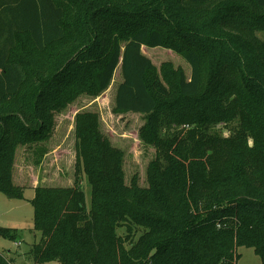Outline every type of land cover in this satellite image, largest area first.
Returning a JSON list of instances; mask_svg holds the SVG:
<instances>
[{"label": "trees", "instance_id": "trees-1", "mask_svg": "<svg viewBox=\"0 0 264 264\" xmlns=\"http://www.w3.org/2000/svg\"><path fill=\"white\" fill-rule=\"evenodd\" d=\"M60 1L0 0V192L24 199L27 187L14 182L18 149L34 147L41 164L56 115L105 92L119 66L114 112L144 115L139 135L156 157L146 187L137 175L127 184L124 153L98 114L77 113L74 184L32 186L41 240L24 256L33 264H237L245 247L264 264V43L256 36L264 0H148L158 15L136 5L127 20L103 13L101 4L117 0H90L88 43L54 54L68 34L63 5L76 8ZM76 15L77 24L87 16ZM23 35L49 62H16ZM145 48L178 54L190 75L170 61L157 68ZM0 236L19 239L16 229ZM0 264L16 260L0 253Z\"/></svg>", "mask_w": 264, "mask_h": 264}, {"label": "rangeland", "instance_id": "rangeland-1", "mask_svg": "<svg viewBox=\"0 0 264 264\" xmlns=\"http://www.w3.org/2000/svg\"><path fill=\"white\" fill-rule=\"evenodd\" d=\"M55 1L58 4L61 3L60 0ZM72 1L76 3L75 9L66 4L63 5L66 13V25L69 26L68 34L63 43L49 51L54 54L57 49L59 53L65 54L68 47H71L72 50L83 48L90 38L91 25H88L86 19L95 6L90 5V0ZM136 5L145 12L150 10L152 16L159 14L158 5L148 0H117L115 5H111L114 7L101 4L104 8L102 11L107 18L120 20L129 19L128 15L135 13ZM76 10H80L83 14L81 17L87 15L86 18H82L80 24H77L79 17L76 15ZM146 14L148 15V13ZM121 15L124 16L121 17ZM152 20L147 19L148 22H152ZM93 23L96 25V22ZM155 23L163 26L158 21ZM256 36L264 43V30H257ZM49 52L41 54L35 49L33 43L23 35L18 38L15 59L20 65L29 60L38 59L49 62ZM143 52L151 58L157 68H160L162 63L170 61L175 67H183L187 75L191 73L190 65L174 52L162 48H145ZM213 55L211 51L203 53V69L206 73L210 65L209 59ZM172 70L170 67L166 69L169 79L173 81L175 71L173 70V73ZM121 81V66H119L110 87L105 92L95 98L83 95L62 113L56 115L54 135L46 144L49 152L41 164L35 163L34 147H20L18 149L14 168V182L17 185L22 184V186L27 187L24 189V199H9L0 192V228L16 229L19 233V239L15 242L0 236V253L13 257L16 264H33L24 254L29 251L31 245L41 240V234L33 229L34 207L30 201L35 197V190L32 186L72 187L74 184L76 164L75 116L77 113L96 112L98 114L103 134L109 138L113 146L124 153L123 169L126 183L130 184L132 178L137 175L140 186L146 187L148 185L147 168L150 162L155 159L156 150L140 138L139 130L145 124L144 115L132 113L119 115L114 112L116 90ZM223 134L229 136V131L225 130ZM82 181L87 202L90 204L91 188L86 177ZM124 232L125 228L120 229V233L124 234ZM19 243L20 245H18ZM238 253L241 256L237 264H262L252 248H239Z\"/></svg>", "mask_w": 264, "mask_h": 264}, {"label": "built area", "instance_id": "built-area-1", "mask_svg": "<svg viewBox=\"0 0 264 264\" xmlns=\"http://www.w3.org/2000/svg\"><path fill=\"white\" fill-rule=\"evenodd\" d=\"M18 245H20V243Z\"/></svg>", "mask_w": 264, "mask_h": 264}, {"label": "crops", "instance_id": "crops-1", "mask_svg": "<svg viewBox=\"0 0 264 264\" xmlns=\"http://www.w3.org/2000/svg\"><path fill=\"white\" fill-rule=\"evenodd\" d=\"M32 188H34V187H32Z\"/></svg>", "mask_w": 264, "mask_h": 264}]
</instances>
